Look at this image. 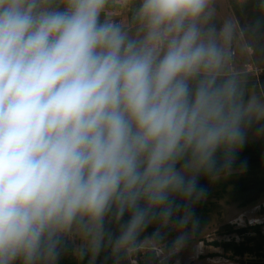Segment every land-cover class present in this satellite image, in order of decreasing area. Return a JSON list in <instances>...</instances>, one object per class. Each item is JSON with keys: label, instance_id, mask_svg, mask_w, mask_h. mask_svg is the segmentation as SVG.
Returning a JSON list of instances; mask_svg holds the SVG:
<instances>
[{"label": "clouds", "instance_id": "obj_1", "mask_svg": "<svg viewBox=\"0 0 264 264\" xmlns=\"http://www.w3.org/2000/svg\"><path fill=\"white\" fill-rule=\"evenodd\" d=\"M254 8L242 26L218 0H0V264L186 247L200 178L264 134V88L232 70L241 35L264 37Z\"/></svg>", "mask_w": 264, "mask_h": 264}, {"label": "rangeland", "instance_id": "obj_2", "mask_svg": "<svg viewBox=\"0 0 264 264\" xmlns=\"http://www.w3.org/2000/svg\"><path fill=\"white\" fill-rule=\"evenodd\" d=\"M254 5L255 0H246L244 5H240V0H218L219 18L234 14L242 26L247 25L256 16ZM233 56L235 61L232 70L246 76L250 87L264 88V37L248 38L241 35L234 45ZM236 156L233 173L227 178L215 183H210L204 177L200 178L199 183L206 189L207 195L194 208L199 228L186 247L172 256L167 264H197V261L198 264H208L214 260L221 261L220 264H264V261L247 256L253 252L252 248L259 251L257 257H261L264 251L262 244L252 240L253 233L256 237L260 231L258 224L264 225V134H257L256 128L250 129L245 145ZM242 163H246V170H240ZM256 204L258 209L255 213L259 218L249 220L247 216L241 217L243 212L240 210L253 208ZM153 228L154 226L148 229L149 234ZM166 231L167 239L171 241L176 232ZM249 242L254 243L252 248L249 247ZM231 251L245 254L235 255L240 256L237 259L230 255L226 259L222 255ZM195 253H200L197 260L194 259ZM60 264L78 262L73 256L65 255ZM79 264H86V261ZM96 264L112 262L106 259V254H102ZM137 264H159V261L153 259L146 262L144 257H139Z\"/></svg>", "mask_w": 264, "mask_h": 264}, {"label": "crops", "instance_id": "obj_3", "mask_svg": "<svg viewBox=\"0 0 264 264\" xmlns=\"http://www.w3.org/2000/svg\"><path fill=\"white\" fill-rule=\"evenodd\" d=\"M258 209V208H257ZM256 209V210H257ZM244 210H246V211H244ZM249 208H246V209H243L242 210V214H241V217H246L247 216V219H249V220H251V219H254V218H259V217H257V215H256V213H255V211H253V215L249 212ZM248 212L251 214H248ZM256 223H259V222H256ZM258 228H260V231H258V233H257V236L255 237V233H253V237H254V239H252V238H249V239H252V240H256L257 241V244H262L261 246L262 247H264V225H263V223H260V224H258ZM255 241V242H256ZM254 243L253 242H249V247L250 248H252ZM250 250V249H249ZM252 251L253 252H250V253H248L247 254V256L249 257V258H251V259H255V260H259V261H264V251H262V256L261 257H257L256 256V254H257V252H259V251H254L253 250V248H252ZM200 253H198L196 256H194V259H196L197 258V256L199 255ZM239 254H242V255H244L245 254V252H243V253H241V252H239L238 254L237 253H235V251H231V252H226V254H222V255H224V257H226V259H227V257H229V255L231 256V257H233V259H237V257H240V256H235V255H239ZM233 255V256H232ZM232 262V261H231ZM197 264H198V261H197Z\"/></svg>", "mask_w": 264, "mask_h": 264}, {"label": "bare ground", "instance_id": "obj_4", "mask_svg": "<svg viewBox=\"0 0 264 264\" xmlns=\"http://www.w3.org/2000/svg\"><path fill=\"white\" fill-rule=\"evenodd\" d=\"M258 208V205L256 204L253 208L252 207H250L249 209V212L253 215V211H255L256 209ZM235 211V210H234ZM242 210H240V212H241ZM246 211V210H245ZM248 212V214H250ZM239 213V212H238ZM250 214V215H251ZM191 247V246H190ZM195 251V250H194ZM195 255H196V253H195ZM193 256V255H192ZM197 260V259H196ZM178 262V261H177ZM213 262V263H212ZM211 263L210 262H208V264H220L221 263V261H219V260H214V261H212ZM225 262V261H224ZM207 263V262H206ZM180 264V263H179Z\"/></svg>", "mask_w": 264, "mask_h": 264}]
</instances>
